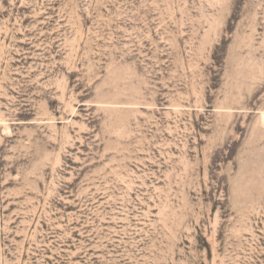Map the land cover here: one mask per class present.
<instances>
[{
  "label": "rangeland",
  "instance_id": "obj_1",
  "mask_svg": "<svg viewBox=\"0 0 264 264\" xmlns=\"http://www.w3.org/2000/svg\"><path fill=\"white\" fill-rule=\"evenodd\" d=\"M0 264H264V0H0Z\"/></svg>",
  "mask_w": 264,
  "mask_h": 264
}]
</instances>
